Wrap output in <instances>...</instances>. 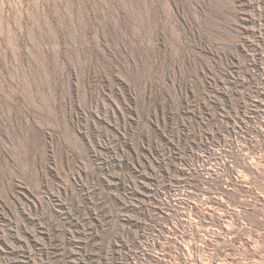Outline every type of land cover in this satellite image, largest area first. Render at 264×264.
<instances>
[{"label": "rangeland", "instance_id": "1", "mask_svg": "<svg viewBox=\"0 0 264 264\" xmlns=\"http://www.w3.org/2000/svg\"><path fill=\"white\" fill-rule=\"evenodd\" d=\"M0 264H264V0H0Z\"/></svg>", "mask_w": 264, "mask_h": 264}]
</instances>
